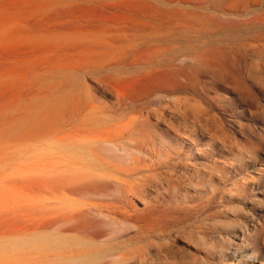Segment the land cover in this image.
Segmentation results:
<instances>
[{
    "label": "rangeland",
    "instance_id": "374dc122",
    "mask_svg": "<svg viewBox=\"0 0 264 264\" xmlns=\"http://www.w3.org/2000/svg\"><path fill=\"white\" fill-rule=\"evenodd\" d=\"M75 263L264 264V0H0V264Z\"/></svg>",
    "mask_w": 264,
    "mask_h": 264
},
{
    "label": "bare ground",
    "instance_id": "6f19581e",
    "mask_svg": "<svg viewBox=\"0 0 264 264\" xmlns=\"http://www.w3.org/2000/svg\"><path fill=\"white\" fill-rule=\"evenodd\" d=\"M198 110H199V108H198ZM197 110V111H198ZM96 111H98V110H96ZM200 111H202V110H200ZM94 112V111H93ZM194 113H196V112H194ZM201 113H203V111L201 112ZM93 114H95V113H93ZM97 114V113H96ZM210 114V113H209ZM188 115H190V114H188ZM195 116H196V114H195ZM198 116V115H197ZM202 116V115H201ZM213 116V115H212ZM101 117V116H100ZM104 117V116H103ZM187 117V116H186ZM204 117V116H203ZM209 118V117H208ZM212 119V118H211ZM107 120H108V118H107ZM107 120H106V122H107ZM213 120H215V119H213ZM212 120V121H213ZM216 120L218 121V119L216 118ZM215 120V121H216ZM78 121V120H77ZM96 121H98V120H96ZM110 121V120H109ZM192 121V120H191ZM198 121V120H197ZM212 121H211V123H212ZM91 122H93V121H91ZM101 122H103V121H101ZM104 122H105V120H104ZM208 122V121H207ZM214 122V121H213ZM96 123H98V122H96ZM108 123V122H107ZM193 123V122H192ZM76 124V123H75ZM194 124H196V123H194ZM201 124H202V122H201ZM205 124V123H204ZM216 124V123H215ZM217 124H218V122H217ZM220 124V123H219ZM189 125H191V124H189ZM198 125H200V124H198ZM207 125V124H206ZM211 125V124H210ZM72 126V125H71ZM202 126V125H201ZM200 126V127H201ZM203 126H205V125H203ZM102 127V126H101ZM189 127H191V126H189ZM212 127H213V124H212ZM216 127V126H215ZM220 127V126H219ZM67 128V127H66ZM97 128V127H96ZM192 128H194V127H192ZM218 128V127H217ZM70 129V128H69ZM187 129H189V128H187ZM186 129V130H187ZM205 130L204 129V127L203 128H201V130ZM183 130H184V127H183ZM195 129H193V131L192 132H195L194 131ZM179 131V130H178ZM191 131V130H190ZM206 131V130H205ZM210 131V130H209ZM208 131V132H209ZM61 132V131H60ZM64 132V131H63ZM180 132V131H179ZM197 132V131H196ZM204 132V131H203ZM62 133V132H61ZM60 133V134H61ZM209 133H211V132H209ZM57 134V133H56ZM179 134V133H178ZM108 137V136H107ZM114 137H115V135H112V136H109L106 140H98L97 142H94V141H92V142H90V143H86L85 144V146H84V151L85 152H90L92 149H94L96 146H97V144L96 143H101V144H106V141H110V139H114ZM52 139V138H51ZM39 143H41V142H39ZM95 144V145H94ZM61 145V144H60ZM42 146V145H41ZM57 146V145H56ZM58 151V150H57ZM68 151V150H67ZM71 151V150H70ZM62 152H64V151H62ZM74 153V152H73ZM47 154V153H46ZM100 154V153H99ZM107 154V153H106ZM105 154V155H106ZM46 156H48V155H46ZM79 156V155H78ZM89 156V165H90V169H95V168H97L98 170H101V168H104L105 167V163L102 161V159L99 157V155H97V154H95V153H91V155H87L86 157H88ZM84 157L85 156H83V159H84ZM82 159V158H81ZM81 163V162H80ZM88 166V165H87ZM86 167V166H85ZM107 170V169H106ZM98 172H100V171H98ZM103 172V171H102ZM105 172V171H104ZM107 172V171H106ZM170 175V174H169ZM172 175V174H171ZM72 179V178H71ZM59 180V179H58ZM116 180V179H115ZM59 181H61V180H59ZM64 181H66V180H64ZM64 181H62V182H64ZM77 180H75V182H76ZM97 181V180H96ZM95 181V183H97ZM119 181V180H118ZM74 182V181H73ZM82 182V181H81ZM122 182V181H121ZM65 183V182H64ZM92 183V182H91ZM95 183H94V185H95ZM59 184V183H58ZM57 184V185H58ZM76 184H78V182L76 183ZM81 184V183H80ZM79 184V185H80ZM83 184H84V182H83ZM102 184H104V182H102ZM90 185V184H89ZM93 186V185H92ZM96 186V185H95ZM94 187V186H93ZM59 188V187H58ZM56 189H57V187H56ZM60 189H61V187H60ZM59 189V190H60ZM75 189V188H74ZM83 190V189H82ZM84 190H86V189H84ZM71 192V191H70ZM75 192V191H74ZM74 192H72V193H74ZM80 192H82V191H80ZM93 192H94V190H93ZM85 193V192H84ZM89 193H91V191L89 192L88 191V194ZM78 195H79V193H77ZM87 194V193H86ZM69 195V194H68ZM71 196V195H70ZM77 197V196H76ZM65 199V198H64ZM67 199V198H66ZM69 199H71V198H69ZM150 199V198H149ZM76 201H78V200H76ZM61 202V201H60ZM69 203V202H68ZM77 206H81V205H77ZM90 206V205H89ZM88 206V207H89ZM85 207H87V206H85ZM92 207V206H91ZM93 209H96V208H93ZM98 209V208H97ZM116 209H118V208H116ZM92 210V209H91ZM99 210V209H98ZM89 211V210H88ZM84 212H86L85 210H84ZM96 212H98V211H96ZM69 213H71V212H69ZM73 213H75V212H73ZM80 213V212H79ZM82 213V212H81ZM88 213V212H87ZM68 214V213H67ZM63 216V215H62ZM70 216V215H69ZM75 216H76V213L74 214V218H75ZM56 217H59V216H56ZM60 218V217H59ZM89 218V217H88ZM54 219H56V218H54ZM66 219H68V218H66ZM111 218H109V220H110ZM58 220V219H57ZM71 220H73V219H70L69 220V222L71 223L72 221ZM84 220V219H83ZM112 220V219H111ZM79 222H80V220H79ZM78 222V224H80ZM97 222V221H96ZM99 222V221H98ZM115 222V221H114ZM50 223H52V222H50ZM66 223H67V221H66ZM73 224H75L74 223V221L72 222ZM99 223H101V222H99ZM72 224V225H73ZM77 224V225H78ZM81 224H84V223H81ZM48 225V224H47ZM46 225V226H47ZM70 226V225H69ZM85 226H87V225H85ZM84 227V226H83ZM89 227V226H88ZM97 227V226H96ZM99 227V226H98ZM66 228H68V226L66 227ZM92 228V227H91ZM85 229H86V227H85ZM93 229V228H92ZM96 229H98V228H96ZM95 229V230H96ZM40 230V229H39ZM80 229L78 228V231H79ZM94 230V229H93ZM50 231V230H49ZM46 232H48V231H46ZM81 232V231H80ZM88 232V231H87ZM86 232V233H87ZM97 232V231H96ZM99 233H100V231H98ZM101 232H103V231H101ZM82 233V232H81ZM85 233V232H84ZM92 233H95L94 231L92 232ZM104 234V233H103ZM37 235V234H36ZM51 235V234H50ZM49 235V236H50ZM65 235H63V237H64ZM69 236V235H68ZM53 237V236H52ZM65 237H67V236H65ZM101 237V236H100ZM99 237V238H100ZM41 238V237H40ZM62 238V237H61ZM73 238V237H72ZM98 238V239H99ZM23 239V238H22ZM25 239V238H24ZM38 239V238H37ZM37 239H35V240H37ZM71 239V238H70ZM74 239V238H73ZM16 240V239H15ZM19 240V239H18ZM31 240V239H30ZM30 240H25V241H30ZM40 240V239H39ZM62 240V239H61ZM76 240V239H75ZM7 241V240H6ZM45 241V240H44ZM80 241H82V240H80ZM95 241H97L96 239H95ZM119 241V240H118ZM30 242H32V244L34 243V242H36V241H30ZM53 242V241H52ZM67 242H68V240H67ZM70 242H71V240H70ZM77 242V241H76ZM85 242V241H84ZM87 242V241H86ZM26 243V242H25ZM37 243V242H36ZM59 243V242H58ZM73 243H74V240H73ZM87 243H90V242H87ZM17 244V243H16ZM31 244V243H30ZM29 244V245H30ZM136 244V243H135ZM26 245V244H25ZM17 246V245H16ZM19 246V245H18ZM28 246V245H27ZM76 246V245H75ZM105 246V245H104ZM134 246V245H133ZM19 247H21V246H19ZM23 247V246H22ZM26 247V246H25ZM30 247V246H29ZM80 247V246H79ZM121 247V246H120ZM10 248H12V247H10ZM18 248V247H17ZM77 248V247H76ZM21 249V248H20ZM106 249H108V248H106ZM112 249H114V248H112ZM124 249V248H123ZM164 249V247H160V250H162V254L165 256L166 255V251L165 250H163ZM116 250V249H115ZM115 250H113V251H115ZM122 250V249H121ZM119 252V251H118ZM111 255V254H110ZM119 255V254H118ZM88 256V255H87ZM86 256V257H87ZM116 256V255H115ZM106 257V256H105ZM107 258V257H106ZM141 258L142 259H144V258H146V255L145 256H141ZM97 259H98V257H97ZM102 259V258H101ZM196 259V258H195ZM71 260V259H70ZM93 260H96V259H93ZM105 260V259H104ZM73 261V260H72ZM85 261V260H84ZM91 262V261H90ZM78 263V262H77ZM82 263V262H81ZM89 263V262H88ZM105 263V262H104ZM76 264V263H75ZM87 264V263H86Z\"/></svg>",
    "mask_w": 264,
    "mask_h": 264
}]
</instances>
